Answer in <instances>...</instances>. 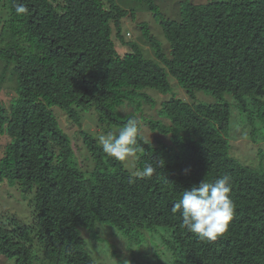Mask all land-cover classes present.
<instances>
[{
    "label": "trees",
    "instance_id": "obj_1",
    "mask_svg": "<svg viewBox=\"0 0 264 264\" xmlns=\"http://www.w3.org/2000/svg\"><path fill=\"white\" fill-rule=\"evenodd\" d=\"M136 1L148 4L168 51L145 22L141 31L153 55L125 41L122 19L133 13L116 0H0L7 10L0 58L13 63L15 80L9 110L0 99V138L8 135L0 180L35 188L32 225L0 219V255L14 264H100L80 228L102 222L131 241L144 230L172 228V264H264V172L232 155L231 106L221 99L232 96L241 113L252 108V135L264 129V0H179V19L165 17L154 0ZM15 3L28 11L18 15ZM114 30L128 45L123 54ZM170 77L192 101H162L168 122L150 125L170 143L138 134L143 151L133 157L134 170L108 157L82 128L80 112L93 108L100 123L121 129L137 117L120 107L138 111L140 99L152 105L145 91L168 93ZM196 92L216 101H194ZM56 108L78 125L89 168L78 165ZM147 165L155 169L150 178L134 175ZM223 175L230 177L233 218L215 241L201 240L180 227L172 205L185 189Z\"/></svg>",
    "mask_w": 264,
    "mask_h": 264
},
{
    "label": "rangeland",
    "instance_id": "obj_2",
    "mask_svg": "<svg viewBox=\"0 0 264 264\" xmlns=\"http://www.w3.org/2000/svg\"><path fill=\"white\" fill-rule=\"evenodd\" d=\"M121 6L133 13L122 19V35L125 41H136L145 50L147 55H153L149 43L142 35V22H145L151 33L161 42L165 51H168V43L164 37L162 28L155 20L153 13L146 2L136 0H116ZM160 12L167 18H180L179 0H154ZM196 3H206L211 0H191ZM220 1V0H218ZM7 14L4 7H0V28L2 21ZM113 37L117 48L121 54L129 50L128 45L122 43L113 31ZM13 63L0 58V99L3 104L9 107L11 98L15 94V80L12 78ZM172 90L162 93L155 89L145 91L151 98V104L140 99L141 108L136 111L135 106L126 105L120 107V112L124 114H134L138 119V134H141L148 141L157 143L161 140L170 143L169 135L161 133L158 129L152 128L150 120H161L167 123V119L160 115L159 109L162 101L176 96L192 101L190 96L181 89L170 77ZM194 101L214 102L216 98L204 92H196ZM222 100H227L231 106V120L228 138L231 142V153L240 161L264 172V129L252 135L254 130L250 120H248L249 107L247 112L241 113L235 100L229 94H225ZM9 110V108H7ZM60 125L70 135L78 165H86L84 169L92 165L90 154L83 143V138L79 133L77 124L70 121L59 109L54 110ZM82 128L95 134L100 141V136L107 137L109 134H118L119 127H107L98 121L97 113L93 108L80 112ZM258 125V124H257ZM260 126V125H259ZM5 133L0 138V155L5 150L8 140ZM255 138V140L253 139ZM129 169L134 170L136 164L131 157L124 161ZM34 196L35 188L24 190L19 182H11L7 179L0 180V219L8 221L9 218L16 217L20 223L27 226L32 225L34 217ZM81 234L85 240V247L92 257L100 264H172L176 258L174 250L170 247L172 239V228L157 226L154 230H144L137 241H131L124 237L116 227L97 222L92 227H82ZM42 257V252L37 251ZM0 264H14V259H7L0 255ZM35 264H42L38 261Z\"/></svg>",
    "mask_w": 264,
    "mask_h": 264
},
{
    "label": "clouds",
    "instance_id": "obj_3",
    "mask_svg": "<svg viewBox=\"0 0 264 264\" xmlns=\"http://www.w3.org/2000/svg\"><path fill=\"white\" fill-rule=\"evenodd\" d=\"M15 12L25 14L24 4L15 3ZM138 120L129 119L118 134L100 136L103 152L110 158L124 162L143 151L138 144ZM155 169L151 165L134 173L141 178H150ZM230 177L223 175L212 181L201 180L190 189H185L172 205L173 214L179 213L180 227L194 233L201 240L215 241L227 232L233 218L235 205L230 198Z\"/></svg>",
    "mask_w": 264,
    "mask_h": 264
}]
</instances>
